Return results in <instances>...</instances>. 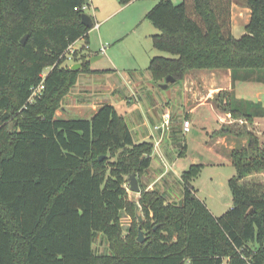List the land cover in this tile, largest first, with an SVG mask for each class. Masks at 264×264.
Instances as JSON below:
<instances>
[{
    "label": "trees",
    "instance_id": "16d2710c",
    "mask_svg": "<svg viewBox=\"0 0 264 264\" xmlns=\"http://www.w3.org/2000/svg\"><path fill=\"white\" fill-rule=\"evenodd\" d=\"M232 3L157 0L145 18L158 30L153 48L166 55L150 58L152 80L160 84L170 75L177 83L193 69H230L232 79L240 69L264 72V0H245L251 17L240 38L231 31ZM84 4L0 0V264H264V140L253 130L243 134L244 148L230 153L232 204L223 214L214 215L198 197L193 181L202 165L191 164L181 175L179 201L143 186V220L136 206L132 221L123 220L125 175L135 172L139 180L153 143L135 142L110 103L90 118L55 116L68 73L60 64L68 46L93 26L81 22ZM79 61L84 72L103 71L88 66L83 48ZM46 67L44 88L30 101ZM256 75L264 81V73ZM221 95L231 96L221 103L234 120L264 116L260 103L249 112L232 93ZM18 110L13 126L2 125ZM213 134H232V128L222 125ZM99 233L109 253L94 251Z\"/></svg>",
    "mask_w": 264,
    "mask_h": 264
},
{
    "label": "rangeland",
    "instance_id": "374dc122",
    "mask_svg": "<svg viewBox=\"0 0 264 264\" xmlns=\"http://www.w3.org/2000/svg\"><path fill=\"white\" fill-rule=\"evenodd\" d=\"M157 0H132L126 4H121L119 0H88V4L84 7V12L90 15L93 22L97 20L100 22L99 28L92 26L87 31V36L79 38L75 41L74 46L77 48L75 52L66 57L60 64L68 73L65 76L66 85L60 91V97L57 101V109L55 116L60 117H88L91 108L87 106H80L77 103L81 102V92H84L86 85L81 79L84 73L82 70V63L76 69L72 66L79 63V50L84 49L85 52L92 51L98 52L102 58L93 62L95 66L103 68H112L113 79L121 80V73L132 70L146 71L150 58L155 54L166 53L159 52L153 48L152 35L158 30L152 23L145 18L147 11L155 4ZM175 4L181 0H172ZM237 1V0H236ZM102 48L104 51L102 52ZM77 52V56H73ZM91 61V60H90ZM89 64V63H88ZM90 67V64L88 65ZM49 67L45 68L43 73H47ZM106 71V70H103ZM255 74H251V73ZM42 73V74H43ZM248 79L241 78L245 74ZM250 73V74H249ZM263 75L264 72L252 69H240L237 73V78L233 81L237 85V93L241 96L236 97L239 99L240 104L238 107L247 109L251 112L250 108L252 103H260L264 106V81L256 80V74ZM102 82L108 81V74L99 76ZM181 82V81H179ZM177 82V83H179ZM174 82L170 83L172 85ZM177 85V84H176ZM98 89V87H96ZM164 91V90H163ZM231 97V96H230ZM223 101L227 102L229 98ZM223 99V98H222ZM242 100V101H241ZM222 108V106H221ZM219 109L222 110L223 109ZM225 110L228 111V106L225 105ZM19 110L16 111L12 117L2 123L7 128L13 126ZM182 119V118H181ZM224 121L223 125L232 128V134L229 136V144H236L230 151L242 150L244 148V133L246 130H253L262 140H264V116H254L249 118H242L243 122L234 120ZM213 124V125H212ZM211 126H217L212 123ZM203 126H208L203 123L199 124L196 130L198 135L195 137V142L191 143L183 153V159H178L177 154L179 149L171 150V154L177 160V166L187 167L192 155H197L203 163L200 175L195 180L194 186L197 188V195L204 199L209 204L212 212L219 216L223 214L232 204L231 191L228 187V179L235 174L234 166L230 163L229 153L226 149L220 146H215V150L219 152L218 156L210 152L208 146L204 144L203 138L206 136ZM210 127V126H209ZM208 127V128H209ZM230 152V153H231ZM259 177L264 181V174H259ZM258 177V178H259ZM259 178V179H260ZM126 187V201L128 202L124 221H132L133 207L135 204L140 208L138 200L140 192L135 193L130 190L128 175H125ZM252 180V178H251ZM140 188H146V178L143 174L139 177ZM176 188V184H175ZM173 202H177L174 200ZM135 223V222H133ZM133 233V232H132ZM93 249L96 253L104 254L109 253V245L103 238V234L99 233L93 243Z\"/></svg>",
    "mask_w": 264,
    "mask_h": 264
},
{
    "label": "crops",
    "instance_id": "0c3cea01",
    "mask_svg": "<svg viewBox=\"0 0 264 264\" xmlns=\"http://www.w3.org/2000/svg\"><path fill=\"white\" fill-rule=\"evenodd\" d=\"M250 17L251 9L246 6L245 0H233L231 31L235 38H240L245 33V26L249 23ZM94 21L100 26L99 21ZM100 58L102 55L98 52H87L90 68L95 71H106L84 72L81 75L86 89L81 92V102L77 104L91 108L87 118H90L102 103L113 104L123 115L135 142L153 143L150 166L143 173L147 190L157 189L171 202L182 198L181 175L183 171L191 164L203 166V163L197 155H192L187 167H178L176 157L174 158L170 151L179 149L178 159H183L184 151L195 142L199 124L208 125L203 126L206 133L203 142L208 146L209 151L218 156L219 152L215 150V146L223 147L229 153L232 164L230 150L234 148L236 140L230 148L228 135L213 134V131L218 130L224 121L231 120L230 113L219 110L222 106L219 99L222 98V92L234 93L236 97L241 96L237 93V85L232 79L230 69H193L186 73L181 82H174L172 85L169 83L163 91L159 84L152 80L147 68L145 72L141 70L122 72L121 80H115L112 77L114 69L93 64ZM90 59L93 60L90 61ZM78 62L81 63V61ZM106 74L110 76L107 78L108 81L102 82L98 79L99 76ZM166 112L170 114V126L161 134L154 126L161 122ZM184 119L190 121L188 128L183 127ZM212 123L217 126L212 127ZM158 138L160 142L156 146L154 141ZM243 142L245 144L246 140L244 139ZM194 188L197 193V188L195 186ZM206 205L212 212L209 204L206 203Z\"/></svg>",
    "mask_w": 264,
    "mask_h": 264
},
{
    "label": "water",
    "instance_id": "95a60500",
    "mask_svg": "<svg viewBox=\"0 0 264 264\" xmlns=\"http://www.w3.org/2000/svg\"><path fill=\"white\" fill-rule=\"evenodd\" d=\"M81 22L86 25L87 27H91L93 25V20L92 18L90 17V15H88L87 13L83 12L81 14ZM25 38V37H24ZM24 38L22 39V41L24 40ZM91 61L93 59H90ZM80 66V63H76L72 66L73 69H76ZM175 81V78L168 75L166 78H165V81L163 83H160L159 86L165 90L168 86L169 83H172ZM100 159L102 158V156L99 157ZM128 182H129V188L131 191L135 192V193H138L140 191V185H139V180H138V176L136 175L135 172H132L129 176H128ZM136 206V217L137 219L141 222L143 220V217L141 215V213L139 212L138 210V205L135 204ZM145 239L144 235H143V232L141 230V227L139 226L138 227V235H137V240L139 242H143Z\"/></svg>",
    "mask_w": 264,
    "mask_h": 264
},
{
    "label": "built area",
    "instance_id": "2783aa9c",
    "mask_svg": "<svg viewBox=\"0 0 264 264\" xmlns=\"http://www.w3.org/2000/svg\"><path fill=\"white\" fill-rule=\"evenodd\" d=\"M85 5H86V4H84L81 8L84 9ZM75 9H77V7H75ZM93 26L96 27V28H98L99 23H97V22L95 21V22H93ZM74 43H75V42H73L71 45L68 46L67 51H66V55H67V57H69L70 54L73 53V52H75V49H77V48L74 46ZM103 51H104V48H102V52H103ZM45 74H46V73L41 74L42 79H41L40 83L32 88V93H31V95H30V99H29L30 101H31L34 97L38 96V95L41 93L42 89L44 88V85H43V77L45 76ZM238 121H239V122H243V121L240 120V119H239ZM182 124H183V127H184V128H188L189 125H190V121H189L188 119H184ZM169 126H170V114H169L168 112H166V113H164L161 122L158 123V124H156V125L154 126V128H155L156 130L160 131L161 134H162V133H164L165 131H167V130L169 129ZM159 142H160V139L158 138V139H156V140L154 141V145L157 146V145L159 144Z\"/></svg>",
    "mask_w": 264,
    "mask_h": 264
}]
</instances>
